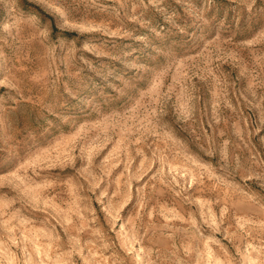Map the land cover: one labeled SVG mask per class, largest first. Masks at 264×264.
I'll list each match as a JSON object with an SVG mask.
<instances>
[{"label": "rangeland", "instance_id": "rangeland-1", "mask_svg": "<svg viewBox=\"0 0 264 264\" xmlns=\"http://www.w3.org/2000/svg\"><path fill=\"white\" fill-rule=\"evenodd\" d=\"M0 264H264V0H0Z\"/></svg>", "mask_w": 264, "mask_h": 264}]
</instances>
